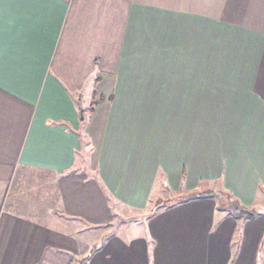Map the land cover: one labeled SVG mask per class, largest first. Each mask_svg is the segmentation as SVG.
I'll return each instance as SVG.
<instances>
[{
	"label": "crops",
	"instance_id": "1",
	"mask_svg": "<svg viewBox=\"0 0 264 264\" xmlns=\"http://www.w3.org/2000/svg\"><path fill=\"white\" fill-rule=\"evenodd\" d=\"M0 264H264V0H0Z\"/></svg>",
	"mask_w": 264,
	"mask_h": 264
},
{
	"label": "rangeland",
	"instance_id": "2",
	"mask_svg": "<svg viewBox=\"0 0 264 264\" xmlns=\"http://www.w3.org/2000/svg\"><path fill=\"white\" fill-rule=\"evenodd\" d=\"M91 106H92V103H88V105H87V107L85 108L87 111H89L90 110V108H91ZM85 150V151H84ZM83 150V152H82V154L80 155V156H78V161H79V168H83L84 169V171H86V169H87V167H88V162H89V156H90V149H89V147H88V149H84ZM88 171L89 172H92L91 171V169L90 168H88ZM87 172V171H86ZM88 173V172H87ZM88 175H90V174H88ZM201 186L202 185H200V186H198V189H201ZM217 191H220L219 189H217ZM216 191V192H217ZM79 261H81V260H79V259H77V263L79 262Z\"/></svg>",
	"mask_w": 264,
	"mask_h": 264
},
{
	"label": "water",
	"instance_id": "3",
	"mask_svg": "<svg viewBox=\"0 0 264 264\" xmlns=\"http://www.w3.org/2000/svg\"><path fill=\"white\" fill-rule=\"evenodd\" d=\"M245 212H247V211H245ZM247 213L251 214V212H247Z\"/></svg>",
	"mask_w": 264,
	"mask_h": 264
}]
</instances>
